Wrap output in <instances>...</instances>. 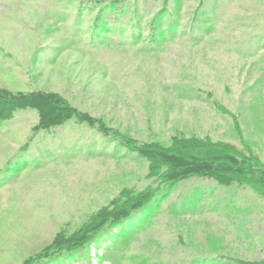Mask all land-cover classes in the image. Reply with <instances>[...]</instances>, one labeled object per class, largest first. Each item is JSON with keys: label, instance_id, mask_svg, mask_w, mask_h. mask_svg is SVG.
<instances>
[{"label": "rangeland", "instance_id": "rangeland-1", "mask_svg": "<svg viewBox=\"0 0 264 264\" xmlns=\"http://www.w3.org/2000/svg\"><path fill=\"white\" fill-rule=\"evenodd\" d=\"M89 6L0 0V86L57 91L118 131L71 120L35 133L33 109L0 123V264H22L124 187L158 196L65 264L264 260L260 188L166 186L123 143L210 136L264 163V0H127L101 38Z\"/></svg>", "mask_w": 264, "mask_h": 264}, {"label": "trees", "instance_id": "trees-1", "mask_svg": "<svg viewBox=\"0 0 264 264\" xmlns=\"http://www.w3.org/2000/svg\"><path fill=\"white\" fill-rule=\"evenodd\" d=\"M91 10H96L95 29L98 37L109 29L107 15H114L127 0H89ZM112 17L108 16L107 18ZM106 19V20H105ZM211 95V94H210ZM215 105L224 113H229L217 99ZM24 109H33L38 114V122L33 127L35 133L51 131L71 120L86 123L105 136H118V131L110 128L101 119L88 111L80 110L57 91L33 89L12 90L0 86V123L11 120ZM235 126L239 128L236 116ZM115 138H118V137ZM124 146L148 162V177L160 179L164 185L176 184L191 177L214 180L221 186H253L262 190L264 196V163L252 149H241L235 144L214 140L210 136L175 134L170 142L142 141L124 138ZM158 196L152 188L137 190L124 187L109 203L88 215L85 222L73 231L60 229L52 241L40 252L25 259L22 264H65L83 256V250L91 242L104 240L105 236L127 222L134 213L149 205ZM222 264H264V260L220 258Z\"/></svg>", "mask_w": 264, "mask_h": 264}]
</instances>
